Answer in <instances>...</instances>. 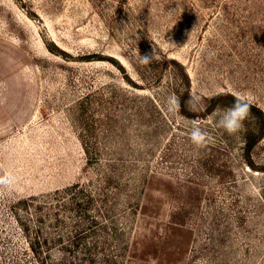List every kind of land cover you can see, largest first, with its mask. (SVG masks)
<instances>
[{
    "label": "rangeland",
    "instance_id": "1",
    "mask_svg": "<svg viewBox=\"0 0 264 264\" xmlns=\"http://www.w3.org/2000/svg\"><path fill=\"white\" fill-rule=\"evenodd\" d=\"M234 92L252 107L229 135ZM261 113L264 0H0V264L72 262L43 200L78 181L110 193L100 264H264Z\"/></svg>",
    "mask_w": 264,
    "mask_h": 264
},
{
    "label": "trees",
    "instance_id": "2",
    "mask_svg": "<svg viewBox=\"0 0 264 264\" xmlns=\"http://www.w3.org/2000/svg\"><path fill=\"white\" fill-rule=\"evenodd\" d=\"M224 95L217 93L213 97L214 102L224 100L221 99ZM232 103L228 104L232 105ZM259 111L262 112L261 109ZM261 116L264 118L263 113ZM262 135H264V129L257 133L249 131L246 135L244 150L250 160V152ZM106 183H109V180ZM43 203L47 208L50 232V236L44 238V242L64 243V249L74 253L70 264H100L96 258L99 249L98 243H109V240L113 239L108 234L107 220L113 219H111L108 208L110 193L107 190V185L93 191L90 184L81 181L74 182L45 193ZM115 228L114 225L113 229L121 239V230ZM37 242L39 243V241ZM87 243L94 244L87 245ZM103 255L102 264H117L118 255L116 253L106 251L103 252Z\"/></svg>",
    "mask_w": 264,
    "mask_h": 264
},
{
    "label": "clouds",
    "instance_id": "3",
    "mask_svg": "<svg viewBox=\"0 0 264 264\" xmlns=\"http://www.w3.org/2000/svg\"><path fill=\"white\" fill-rule=\"evenodd\" d=\"M158 58V53L153 50L151 56H141L144 64H151ZM234 99L231 106L223 109L222 114L219 115L215 121L217 128L223 129L227 134L234 135L244 129V122L249 118L252 105L243 93H232ZM193 104V101H189ZM170 111H178L180 107L179 97L172 95L168 99ZM188 138L196 148H205L211 141V136L208 131L204 130L200 121L197 119L192 120L191 127L187 132ZM15 181V177L9 171H3L0 174V187H11Z\"/></svg>",
    "mask_w": 264,
    "mask_h": 264
}]
</instances>
